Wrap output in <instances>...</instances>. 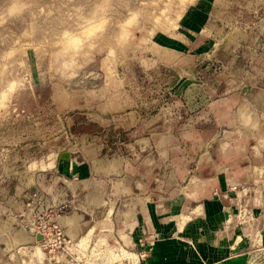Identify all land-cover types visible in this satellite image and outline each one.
Wrapping results in <instances>:
<instances>
[{
    "label": "rangeland",
    "instance_id": "1",
    "mask_svg": "<svg viewBox=\"0 0 264 264\" xmlns=\"http://www.w3.org/2000/svg\"><path fill=\"white\" fill-rule=\"evenodd\" d=\"M195 187L264 263V0H0V260L141 264Z\"/></svg>",
    "mask_w": 264,
    "mask_h": 264
},
{
    "label": "crops",
    "instance_id": "2",
    "mask_svg": "<svg viewBox=\"0 0 264 264\" xmlns=\"http://www.w3.org/2000/svg\"><path fill=\"white\" fill-rule=\"evenodd\" d=\"M70 165L62 161L60 166L67 178L78 168ZM202 193L195 187L174 199L139 200L133 211L130 233L138 250H145L141 264H252L250 250L232 240L226 220L227 208L222 200ZM13 232L16 233L15 226ZM22 239L19 249L26 250L35 243L29 232ZM140 239L146 241L144 245H139ZM0 248L14 250L16 245L11 241ZM13 254L16 256L12 253L8 260H0V264H15L12 263L15 259L11 261Z\"/></svg>",
    "mask_w": 264,
    "mask_h": 264
},
{
    "label": "water",
    "instance_id": "3",
    "mask_svg": "<svg viewBox=\"0 0 264 264\" xmlns=\"http://www.w3.org/2000/svg\"><path fill=\"white\" fill-rule=\"evenodd\" d=\"M40 237H38L37 239H39Z\"/></svg>",
    "mask_w": 264,
    "mask_h": 264
},
{
    "label": "bare ground",
    "instance_id": "4",
    "mask_svg": "<svg viewBox=\"0 0 264 264\" xmlns=\"http://www.w3.org/2000/svg\"><path fill=\"white\" fill-rule=\"evenodd\" d=\"M40 237V235H38Z\"/></svg>",
    "mask_w": 264,
    "mask_h": 264
}]
</instances>
